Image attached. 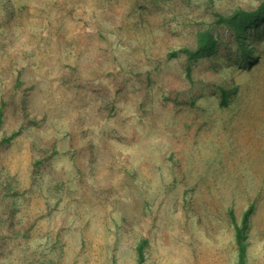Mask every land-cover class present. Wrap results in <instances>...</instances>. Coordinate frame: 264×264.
<instances>
[{"label": "rangeland", "instance_id": "rangeland-1", "mask_svg": "<svg viewBox=\"0 0 264 264\" xmlns=\"http://www.w3.org/2000/svg\"><path fill=\"white\" fill-rule=\"evenodd\" d=\"M14 1L22 7L0 15L2 31L29 12L69 27L52 39L98 40L106 61L114 52L116 147L97 175L73 159V172L47 161L28 173L0 149V264H237L229 209L240 224L250 204L243 262L264 264V22L245 31L250 63L234 29L217 21L262 0ZM206 30L212 53L189 58L184 49ZM131 97L146 107L138 119L149 150L139 166L119 154L139 136L131 125L123 132Z\"/></svg>", "mask_w": 264, "mask_h": 264}, {"label": "crops", "instance_id": "crops-1", "mask_svg": "<svg viewBox=\"0 0 264 264\" xmlns=\"http://www.w3.org/2000/svg\"><path fill=\"white\" fill-rule=\"evenodd\" d=\"M21 7L20 1L0 0V15L14 17ZM28 15L10 30L2 31L0 24V149L10 148L28 173L47 161L49 168L54 161L59 169L73 172V159L80 164L75 168H88L97 175L107 167L116 147V119L110 112L116 104L114 52L111 58L107 52L106 61L98 40L52 39V31L67 33L69 27L37 23ZM132 98L123 132L130 134L131 125L132 134L139 136L119 145V154L128 166L132 160L140 161L134 165L139 166L149 150L143 137L145 124L138 119L140 109L146 107ZM102 118L106 122L101 124ZM62 123L66 129L58 134Z\"/></svg>", "mask_w": 264, "mask_h": 264}, {"label": "trees", "instance_id": "trees-1", "mask_svg": "<svg viewBox=\"0 0 264 264\" xmlns=\"http://www.w3.org/2000/svg\"><path fill=\"white\" fill-rule=\"evenodd\" d=\"M218 18L217 21L222 23L226 22L229 26H231L237 37V40L240 43V49L242 51V59L247 62H252L253 53L251 52V46L245 44L246 35L245 31L247 28H256L260 26L264 22V0H262L257 8L253 10H245L243 8L235 9L229 15H222L217 14ZM214 49V37L212 33L208 30L202 31L198 35V46L196 49H184L188 52L189 58H196L201 56H207L212 53ZM263 51H264V44H263ZM228 95V91L221 90V101L226 102V98ZM253 211V205L250 204L243 212L241 223L238 224L235 221V216L232 209H229V215L231 219L234 221V228H235V236L238 242V249H239V259L237 264H244L243 257H244V230L247 227L249 215ZM139 258H142L143 253V242L138 245L137 247Z\"/></svg>", "mask_w": 264, "mask_h": 264}, {"label": "bare ground", "instance_id": "bare-ground-1", "mask_svg": "<svg viewBox=\"0 0 264 264\" xmlns=\"http://www.w3.org/2000/svg\"><path fill=\"white\" fill-rule=\"evenodd\" d=\"M247 125V124H246ZM242 148V147H241Z\"/></svg>", "mask_w": 264, "mask_h": 264}]
</instances>
